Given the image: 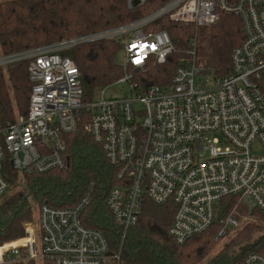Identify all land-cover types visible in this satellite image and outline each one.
Segmentation results:
<instances>
[{
	"label": "built area",
	"instance_id": "2783aa9c",
	"mask_svg": "<svg viewBox=\"0 0 264 264\" xmlns=\"http://www.w3.org/2000/svg\"><path fill=\"white\" fill-rule=\"evenodd\" d=\"M124 1L129 9L147 11L116 26L0 51V68L26 61L31 82L26 114L9 122L0 118V197L11 186L7 166L21 175L19 183L26 174L64 168L65 137L85 114L84 129L101 145L108 162L119 166L121 185L111 188L105 203L124 233L139 219L144 197L156 204L172 202L167 235L176 244L217 220L216 239L238 228L240 220L232 213L220 217V201L226 195L248 198L262 211L264 224V152H251L255 144L264 149V0ZM220 12L237 15L244 36L231 51L226 76L197 73L194 36L169 86L135 91L129 69L161 64L174 51L169 34L156 21L167 18L200 30L217 21ZM105 40L120 43L125 73L115 84L126 82L133 98L106 97V86L95 100L84 103L78 67L62 52ZM207 76L212 80L204 79ZM90 197L91 184L72 207L40 204L36 225L26 223L22 236L0 244V264H108L109 258L123 264L119 254L109 251L104 235L81 222ZM235 264H264V254L250 252Z\"/></svg>",
	"mask_w": 264,
	"mask_h": 264
},
{
	"label": "trees",
	"instance_id": "16d2710c",
	"mask_svg": "<svg viewBox=\"0 0 264 264\" xmlns=\"http://www.w3.org/2000/svg\"><path fill=\"white\" fill-rule=\"evenodd\" d=\"M146 11L127 8L124 0H0V51L10 53L116 26ZM156 24L167 31L174 51L161 64L151 63L142 70L129 69L131 80L136 84L135 91L142 92L151 85L169 86L174 69L185 57L194 34H199L197 73L224 77L230 72L231 51L244 37L241 21L232 13L220 12L218 20L202 27L199 33L190 23L172 22L167 18L159 19ZM120 47L118 41L105 40L78 44L62 52L78 67L84 103L95 100L104 87L124 75V68L116 62ZM26 65V61H21L9 64L5 70L0 68V118L3 122L26 114L31 89ZM87 119V115L81 114L76 128L65 137L68 163L64 168L26 174L22 189L0 199V244L22 236L24 224L34 220L30 199L36 204L72 207L91 184L90 201L81 212V222L104 235L109 251L119 254L121 263L199 264L203 261L217 244L214 237L220 222L214 221L205 231L176 244L167 235L174 208L171 201L156 204L144 197L139 219L124 233L123 225L114 220L105 203L111 188L121 185L119 166L108 162L101 145L84 129ZM7 176L12 186L16 171L7 166ZM220 208V217L232 213L237 218L249 216L251 220L204 264H235L250 252L264 254L262 211L248 198L240 199L236 195L224 196ZM107 261L116 264L113 258ZM7 264L36 263L27 260ZM43 264L55 263L44 260Z\"/></svg>",
	"mask_w": 264,
	"mask_h": 264
},
{
	"label": "rangeland",
	"instance_id": "374dc122",
	"mask_svg": "<svg viewBox=\"0 0 264 264\" xmlns=\"http://www.w3.org/2000/svg\"><path fill=\"white\" fill-rule=\"evenodd\" d=\"M198 31L199 30H197L196 32H198ZM194 35L196 36V38H198V35L199 34H194ZM116 62L118 64H123V62H124V55H123V53L121 51L118 52V54L116 56ZM209 75H212V73H210ZM204 79H207V80L210 81V80H212V76H207ZM207 85H209V84H207ZM131 94H132V92L130 91L129 86H128V84L126 82L125 83H116V84L114 83V84L110 85V87L107 88V90L105 92V96L106 97L113 96V97L122 98V97L126 96V97H129V98H133V95H131ZM133 106L134 107H138L140 105L138 103H134ZM251 152H252V154H261V153L264 152V149L262 148L261 145L255 144L252 147ZM17 178H18V175H17ZM19 178H21V175L20 174H19ZM23 186H24L23 183H19L18 180H17L16 182L12 183V186H10L9 190H7L4 195H7V194H9V193H11V192H13V191H15L17 189H22ZM3 196H1L0 199ZM30 203L33 206V210H34V220L31 223L33 225H36L38 207H39L40 204L34 203L31 199H30ZM243 217H245V216H242V217L239 218V220H240V226L238 228L228 230L222 238L216 239L214 237L215 240L217 241V244H216L215 248L199 264H204V262L207 261L208 258H210L212 255H214L216 253V251H218L223 246L224 243H226L229 239H231L237 233V231L241 228L242 225H244L246 222H248L249 220H251V218L249 216H247V217H249V219H245ZM27 223H29V222H27ZM25 224H24V226H25ZM258 224H261V222L258 221ZM255 234H258V233L256 232ZM34 261H35L36 264H43V261L44 260H34Z\"/></svg>",
	"mask_w": 264,
	"mask_h": 264
},
{
	"label": "water",
	"instance_id": "95a60500",
	"mask_svg": "<svg viewBox=\"0 0 264 264\" xmlns=\"http://www.w3.org/2000/svg\"><path fill=\"white\" fill-rule=\"evenodd\" d=\"M153 231L155 232V229H153ZM109 254H111V253L109 252Z\"/></svg>",
	"mask_w": 264,
	"mask_h": 264
}]
</instances>
